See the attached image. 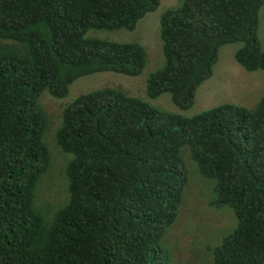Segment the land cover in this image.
I'll return each mask as SVG.
<instances>
[{
    "label": "trees",
    "instance_id": "1",
    "mask_svg": "<svg viewBox=\"0 0 264 264\" xmlns=\"http://www.w3.org/2000/svg\"><path fill=\"white\" fill-rule=\"evenodd\" d=\"M160 0H0V264H175L167 242L190 182L189 162L211 183L210 207L230 208L236 228L211 264H264V93L248 108L226 103L193 117L116 87L79 95L63 112L55 143L72 155L68 195L40 204L52 163L45 135L47 91L65 99L79 78L141 75L145 47L87 37L133 31ZM264 0H183L160 17L163 66L146 95L170 94L189 111L214 74L220 49L264 71L258 41ZM49 115V116H48Z\"/></svg>",
    "mask_w": 264,
    "mask_h": 264
},
{
    "label": "rangeland",
    "instance_id": "2",
    "mask_svg": "<svg viewBox=\"0 0 264 264\" xmlns=\"http://www.w3.org/2000/svg\"><path fill=\"white\" fill-rule=\"evenodd\" d=\"M182 4L183 0H160L158 9L147 14L133 31L119 29L88 32L87 37L143 45L148 54V64L141 75L129 77L113 72L95 73L74 82L65 99H55L47 91L43 94L40 102L51 118L45 140L51 149L52 163L40 186V204L47 210L57 209L68 195L65 168L73 156L59 150L55 135L61 126L64 110L79 95L103 87H116L130 96L147 101L155 108L186 117H193L226 103L252 108L261 99L264 93V71H247L236 61L235 53L242 47L241 43L228 44L220 49L214 74L200 86L195 103L189 111L178 109L168 93L154 100L147 97V80L164 64L159 34L160 17L165 11L177 9ZM258 19V41L264 51V7L260 8ZM189 167V186L178 221L167 234V242L173 251L175 264H211L208 247L214 248L224 236L231 233L237 226V219L228 207L221 210L210 207L211 183L201 179L193 161L189 162Z\"/></svg>",
    "mask_w": 264,
    "mask_h": 264
}]
</instances>
